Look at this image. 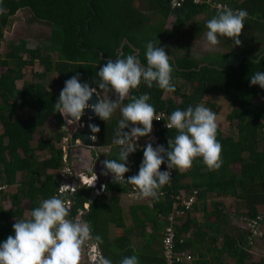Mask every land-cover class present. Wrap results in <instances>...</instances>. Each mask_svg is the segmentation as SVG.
<instances>
[{
	"label": "trees",
	"instance_id": "trees-1",
	"mask_svg": "<svg viewBox=\"0 0 264 264\" xmlns=\"http://www.w3.org/2000/svg\"><path fill=\"white\" fill-rule=\"evenodd\" d=\"M170 0H0V48L4 39V29L10 25V18L19 10L30 12L33 21L50 27L48 43L42 53L41 48L29 49L25 40L9 42V50L0 53V243L13 235V224L24 216L23 203L27 202L30 213L42 200L56 196L61 185L59 172L62 169L63 151L57 145L65 138L67 120L54 111V103L64 87L65 81L79 74L81 83L94 84L99 80L98 71L108 59L137 56L146 66L147 42L164 47L173 67L171 83L175 91L169 93L178 98H165L166 94L155 82L148 88L143 82L130 91L122 105L131 98L147 94L148 103L156 112L166 115L177 109L184 111L197 105L211 109L216 114V106L211 97H220L229 107L225 120L232 127L233 134L223 135L217 128V141L222 145L221 167L209 171L201 158H196L192 166L183 171L173 169L171 186H163L157 199L151 205L130 206L132 223L124 220L119 197L114 193L130 190V184L110 181L104 192L89 206L84 216L92 228V237L100 236V254L120 264L124 257L137 256L139 264H166L162 255V239L167 217L172 211L175 196L180 193L191 195L197 192L194 208L198 207L202 221L189 218V209L179 207L176 219L175 247L179 251L189 249L193 256L190 264H200V258L221 255L231 258V264H246L250 243L246 240L248 230L235 232L225 228L229 216L220 202L210 198H229L236 217L264 220V90L259 86H249V79L257 71L264 72V52L254 54L231 53L229 55L194 56L169 54L166 43L180 33L207 31L206 22L216 11L201 0H186L178 9L171 10ZM228 5L233 11L246 10L242 34L248 33L264 37V0H210ZM137 3V5L135 4ZM203 16L202 20H196ZM173 18L170 30L166 22ZM154 18V20L152 19ZM153 20V21H152ZM158 21V22H157ZM241 34V36H242ZM240 36V37H241ZM239 37V38H240ZM52 54L56 55V59ZM38 63L42 71L32 74L30 82H17L24 78V69ZM94 86H96L94 84ZM203 99H205L203 101ZM26 111H31L25 115ZM121 115L107 121L92 119L100 131L94 132L95 145L109 148V152L99 156L104 159H118L119 146L113 144ZM48 125L55 132L47 137L42 131ZM67 127L65 130L64 128ZM128 132L129 128H125ZM41 134L33 145L34 135ZM176 130L159 133L161 145L167 147L169 138H174ZM74 140L78 138L73 134ZM45 153L47 157L40 158ZM70 159V156H69ZM143 159L142 151L130 154L127 166L134 175L138 174ZM236 166L237 169H233ZM160 170L162 171V165ZM133 176V175H130ZM128 172L125 177H130ZM15 186V192L4 193V188ZM85 188L69 196L73 202L72 215L87 201ZM9 200L10 208L2 202ZM262 207V212L259 208ZM122 229L113 237L109 225ZM193 225L196 231L185 238L184 234ZM150 227V231L146 227ZM201 233V240L197 239ZM136 234L141 243L138 253L132 247V235ZM94 241V240H93ZM220 246L216 247L215 242ZM205 264L206 262H201ZM173 264H188L174 262ZM255 264H264L260 258Z\"/></svg>",
	"mask_w": 264,
	"mask_h": 264
},
{
	"label": "clouds",
	"instance_id": "clouds-1",
	"mask_svg": "<svg viewBox=\"0 0 264 264\" xmlns=\"http://www.w3.org/2000/svg\"><path fill=\"white\" fill-rule=\"evenodd\" d=\"M218 7L221 11L205 24L206 46L215 47L221 37L231 40L233 47L241 46L239 37L245 27L247 11L234 12L222 5ZM4 11L0 7V13ZM145 60L146 66L135 55L108 59L97 73L99 80L94 82L95 87L81 83L79 74L72 76L65 81L54 103V111L65 120H80L85 110L90 109L96 118L104 122L119 108L122 118L113 140V144L119 146V158L104 159L101 162V175H111L112 182L117 184L126 181L135 186L139 199H157L159 190L168 184L172 169L183 172L192 166L196 158H201L209 171L219 169L222 164V145L216 139L217 118L211 109L203 105L194 108L189 106L184 111L177 109L165 124L167 129L176 130L175 137L168 139L166 148L163 145L154 148L148 143L143 149L138 174L125 179V174L130 170L127 166L129 155L137 150L140 138L149 137L153 121H160V116L156 115L154 106L148 103L150 97L147 94L138 98L133 96L131 102L121 106L123 100L142 82L148 88H152L155 82L165 93L175 91L171 83L173 67L165 48L147 42ZM249 81L250 87L259 86L264 90V72L257 71ZM101 93L108 98H101ZM94 95L96 102L90 104ZM88 127L92 132L100 131L96 124H89ZM125 128H129V131L124 132ZM165 163L167 170L161 171V165ZM70 215L65 197L52 196L42 200L31 211L30 218L15 221L13 235L0 243V264H81L87 242L94 240L93 246L98 248L103 241L98 235L92 237V228L88 223L79 216L70 218ZM97 264L112 262L101 255ZM120 264H139L138 257H124Z\"/></svg>",
	"mask_w": 264,
	"mask_h": 264
},
{
	"label": "rangeland",
	"instance_id": "rangeland-1",
	"mask_svg": "<svg viewBox=\"0 0 264 264\" xmlns=\"http://www.w3.org/2000/svg\"><path fill=\"white\" fill-rule=\"evenodd\" d=\"M137 5V3H135ZM31 14L28 10L22 9L19 10L13 17L10 18V25H8L4 29V39L1 43L0 53L4 54L6 51L9 50V42L17 43L19 40H25L27 42V47L29 49H35V48H41L42 53L48 52L44 49V45L48 43L49 35H50V27L47 24H44L42 22L33 21V19L30 17ZM154 20V18H152ZM199 20L198 18H196ZM152 20V21H153ZM158 22V21H157ZM173 24V18L170 17L168 21L166 22L167 29H171ZM205 31L201 32L200 35H196L195 33H180L174 36L171 40H169L166 43L167 51L169 54L175 53L179 56H186L191 55L199 59L202 56L205 55H229L231 53H242V54H254L258 52H264V37H258L252 34L244 33L239 38L242 41L241 46L239 47H233V44L231 40H228L227 38H219L220 43L216 45L215 47H208L205 43ZM53 58L56 59V55L52 54ZM32 67H26L24 69V78L22 81L17 82V87H21L23 82H30L32 80V74L35 72L42 71V66L38 63H34ZM165 98L172 97L174 100L178 101V98L171 96L169 93H166L164 95ZM101 98L107 99L108 96H105L103 93H101ZM111 99H115L114 96H110ZM205 99H203L204 101ZM210 101L215 104L216 106V122L218 125V129L221 131L223 135H231L233 134V129L231 126L228 125L227 121L225 120V115L229 111V107L226 104V101L223 100L220 97H211ZM203 105V104H201ZM121 106H123L121 104ZM31 111H26L24 114L29 115L31 114ZM120 114V109L117 108L116 111L113 113L111 117H116ZM84 123H87V119H82ZM65 127L66 135L63 140L70 139L71 134H75V124L70 123ZM56 129H50L48 125L44 126L42 131L47 135V137L55 132ZM42 135L41 134H35L34 135V142L33 145H36L37 139H39ZM62 140V142H63ZM96 136L94 135V144H95ZM74 138L70 139L69 144L73 145L71 149L74 147ZM59 143L57 146L62 147L63 145ZM95 154V153H94ZM102 156V155H101ZM47 157L45 153L41 154V159ZM96 157V156H95ZM99 158V157H97ZM233 169H237L236 166L233 167ZM4 193H13L15 192V186L10 188H4ZM132 199V198H131ZM209 201H217L222 204V206L225 208V212L229 216V219L233 218L235 223V228L238 230H247L249 228L248 220L243 219L241 217L236 218V215L233 213V207H232V201L231 199H216L211 198ZM134 202V201H133ZM149 204V203H148ZM2 206L4 208H10L11 203L9 200L3 201ZM28 203L24 202L23 207L24 209V216L28 217L30 215V210L27 208ZM129 203L123 202V211H124V219L126 220L127 225H130L132 223L131 217L129 215ZM259 212H262L263 208L260 207ZM111 233L113 232V236L118 235L121 233L119 229L114 228L113 224H111ZM236 231V230H235ZM110 233V234H111ZM112 236V237H113ZM135 238H139L136 236V234L132 235V240H135ZM250 243V247L248 249V257L246 259V264H255L260 258H264V220L257 223L255 228L252 229V232L247 235L246 239ZM132 247L133 242H132ZM135 253H138V251L134 248ZM193 256V254H191ZM194 257V256H193ZM222 257L223 262L222 264H226L228 261V264L232 263V259L221 255L218 257L213 258H219ZM208 258H211L212 260H209V264H214L213 258L210 256ZM193 260V259H192ZM217 264V263H215ZM219 264V263H218Z\"/></svg>",
	"mask_w": 264,
	"mask_h": 264
},
{
	"label": "built area",
	"instance_id": "built-area-1",
	"mask_svg": "<svg viewBox=\"0 0 264 264\" xmlns=\"http://www.w3.org/2000/svg\"><path fill=\"white\" fill-rule=\"evenodd\" d=\"M185 1L186 0H170L169 1L170 9L174 10V9L180 8L185 3ZM194 2L201 3V0H194ZM204 3L208 4L210 6V8H212L216 11H221V8L218 7L221 5L225 6L226 8H229L228 5H226V4L214 2V1H210V0H204ZM161 114H163V115H161ZM156 115L160 116V121H155V120L153 121L152 132L150 133L149 137L140 138L137 141L138 147H137L136 151H142L143 152L144 147L148 143H151L154 148L157 147L158 145H161L159 133L161 131H165V130H172V129H167L165 127V124L168 123L169 115H166L163 112H156ZM73 124H75V130H78V129H80V127L83 126L84 121L82 120L80 124H78L77 122H75ZM69 142H70V139H66V140H63V142L61 144V145H63L61 147V149L63 151L62 169L59 172V176L61 178V185L58 189L56 196L65 197L67 206L69 207V210H70L71 207L73 206V202L69 199V196L76 193L81 188L86 189V187H88V188L95 189L96 185H97V179L94 180L95 174L90 172V171H84L83 173H80L78 175H74V173L72 171V167H71V160L69 159V154L71 151V147L73 145L69 144ZM78 144H79L78 140L75 139L74 147H77ZM91 149H92L93 153L98 154L97 157L109 152V148H101V147L96 146L95 144H94V146L91 147ZM129 169H130L128 172L129 176L134 175L132 169L131 168H129ZM165 170H167L166 169V163L162 164V171H165ZM170 171H171V177H170L168 184H166L167 186H171L172 182H173V176H174L173 169ZM125 179H127V178L125 177ZM125 183H127V182L126 181L122 182V184H125ZM130 190H131L132 194L137 195L136 190H135V186L130 185ZM103 192H104V190H102L100 193H98V191H96L97 198L100 195H102ZM196 195H197V192L193 191V193L191 195L180 193L179 196H175V201L173 203L172 211L169 213V215L167 217V224L164 226V231H163L162 249L161 250H162V255H163V258H164V261L166 264H173L174 262L187 263V262H190L193 258L192 255L190 254V252H188L186 250L179 251L176 249V247H175V230L174 229H175V226L177 224H179V221L176 219L177 215L180 214L179 207L184 208L186 210L190 209L196 200ZM149 205H151V201L149 202ZM88 209H89V205H88V202L86 201L82 205V208H78L76 214L75 215L73 214V216H78L81 213L85 212L86 210L88 211ZM70 214L72 215L71 210H70ZM71 215H70V218H73V216H71ZM247 222L249 225V228L247 230L251 233L252 229L255 228V226L257 225L258 222L255 220H249ZM91 248L94 251V255L96 254L97 256H100L97 247H94L92 245Z\"/></svg>",
	"mask_w": 264,
	"mask_h": 264
},
{
	"label": "water",
	"instance_id": "water-1",
	"mask_svg": "<svg viewBox=\"0 0 264 264\" xmlns=\"http://www.w3.org/2000/svg\"><path fill=\"white\" fill-rule=\"evenodd\" d=\"M90 87H95L94 84H89ZM96 102L95 95L93 98L89 101L90 104H93ZM87 117L88 122L84 123L80 129L75 130V135L78 136L77 140L79 142L77 147H74L70 151V158H73L72 171L74 175H78L80 173H83L84 171H90L94 173L97 176V185L96 188H88L86 187L87 192L84 193V197L87 200L89 204H92L96 199V191L100 193L102 191V186H104L110 181H112L111 175L104 176L101 175L102 172V164L100 161L96 160L95 158L98 156V154H94L91 147L94 146V132L90 131L88 125L93 124L91 121L95 116L90 111V109H86L84 112V115L81 117L80 120H73V119H66L69 123H75L78 124L81 123L83 117ZM89 117H92V119H89ZM96 156V157H95ZM103 188V190H104ZM88 211L81 213L78 215L80 218H82V214H87ZM97 256V260H98ZM81 264H95V262H90L89 260H85L81 262Z\"/></svg>",
	"mask_w": 264,
	"mask_h": 264
},
{
	"label": "crops",
	"instance_id": "crops-1",
	"mask_svg": "<svg viewBox=\"0 0 264 264\" xmlns=\"http://www.w3.org/2000/svg\"><path fill=\"white\" fill-rule=\"evenodd\" d=\"M199 20H202L203 19V16H199V17H197ZM197 20V19H196ZM166 29H167V27H166ZM167 30H169V29H167ZM96 160H98V161H100L97 157L95 158ZM70 160H71V164L73 163V158H70ZM72 166V165H71ZM130 186V185H129ZM115 195H118V197H119V205L123 208V202H128L129 203V207L130 206H132V205H135V204H142V205H149L148 203L151 201L149 198H147V199H139L138 198V196L137 195H134V194H132V192H131V190H129V191H127V192H123V193H120V194H118V193H114ZM132 198V199H131ZM209 199H211L209 196H208V199H207V201H206V203L208 204V203H210L211 201H209ZM213 199V198H212ZM216 199H219V198H216ZM224 199H227V198H224ZM222 200V199H221ZM134 201V202H133ZM217 202V201H216ZM194 205L195 204H193L192 205V207L189 209V211H190V213H189V218H194L196 221V223L197 222H201L202 221V214H201V211L198 209V207H196V208H194ZM236 218H238V217H236ZM125 220V219H124ZM125 223L127 224L128 222H126V220H125ZM235 221H234V219L232 218H230L229 219V221L227 222V226H225V228L227 229V230H229V231H233V232H235V230H236V228H235ZM131 224V223H130ZM111 224L109 225V234L111 233ZM114 226V225H113ZM114 228H117V229H119V231L121 232L122 231V229L121 228H119V227H114ZM196 228L197 227H195L194 225H193V227H191L185 234H184V237L185 238H189L190 236H192V234H193V232H195L196 231ZM146 230L147 231H150V227L149 226H147L146 227ZM110 236L112 237L113 236V232L110 234ZM201 236H202V234L201 233H197V239L200 241L201 240ZM132 242H133V246H134V248L136 249V250H138V248L140 247V245H141V243H143V241H140V239L139 238H135V240H132ZM215 246L216 247H219L220 246V242L219 241H216L215 242ZM98 249V248H97ZM99 251V250H98ZM186 251H190L189 249H186ZM100 253V252H99ZM191 254V253H190ZM92 257V256H91ZM193 257V256H192ZM208 257H210V256H205V257H203V258H200V264H202L201 262H206L205 264H209L210 262H209V260H212L211 258H208ZM212 257V256H211ZM196 258H198L197 256L195 257H193L192 259H196ZM213 258V257H212ZM213 262H214V264L215 263H219V264H222L223 262H225L224 260H222V257H220V259L219 258H213ZM191 262H188V264H190ZM226 264H228V261L226 262Z\"/></svg>",
	"mask_w": 264,
	"mask_h": 264
},
{
	"label": "flooded vegetation",
	"instance_id": "flooded-vegetation-1",
	"mask_svg": "<svg viewBox=\"0 0 264 264\" xmlns=\"http://www.w3.org/2000/svg\"><path fill=\"white\" fill-rule=\"evenodd\" d=\"M83 119H87V117L85 116V118ZM92 121V120H91ZM73 138V134H71L70 136V139ZM86 214H82V221L86 222L84 216ZM76 217V216H73V218ZM87 223V222H86ZM94 244V241L93 240H89L84 248V252L82 254V259H81V262L85 261V260H89L90 262H95V264H97V255L95 254L94 255V251L93 249L91 248L92 245ZM99 250V249H98ZM100 252V251H99ZM99 255L101 256V254L99 253ZM92 256V257H91Z\"/></svg>",
	"mask_w": 264,
	"mask_h": 264
}]
</instances>
